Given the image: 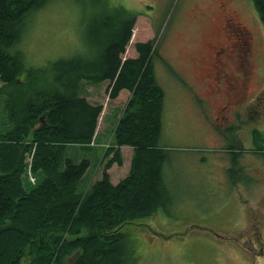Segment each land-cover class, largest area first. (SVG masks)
<instances>
[{
	"label": "rangeland",
	"instance_id": "374dc122",
	"mask_svg": "<svg viewBox=\"0 0 264 264\" xmlns=\"http://www.w3.org/2000/svg\"><path fill=\"white\" fill-rule=\"evenodd\" d=\"M220 2L237 10L252 37L248 59L253 71L244 86L246 94H257L245 118L239 117L242 110L233 117L232 111L226 112L236 102L233 94L214 97L209 90L214 78L209 52L217 41L210 49L209 43L215 32L232 43ZM91 3H96L93 8ZM141 3L152 6L158 18L150 23L145 16L136 17L122 59L136 57V43L154 40L153 68L164 92L159 147L168 151L163 181L169 198L150 216L117 229L122 235L121 264H264V158L254 152L261 143L258 135H264V27L250 0H49L25 17L22 39L9 52H20L27 67L88 52L112 22L111 14L139 10ZM22 87L0 82L2 133L13 127L9 110L14 112L21 102ZM108 87V82H83L79 89L89 103L102 107L92 143L67 146L66 155L74 162H89L76 183L81 194L98 182L112 157V134L130 96L122 90L111 100ZM196 95L208 99L204 119ZM222 114L232 122L214 120ZM222 122L224 128L216 132L213 126ZM123 157L127 160L126 152ZM131 161L108 168L112 185L128 175ZM30 169L28 165L22 177L26 192L45 179Z\"/></svg>",
	"mask_w": 264,
	"mask_h": 264
},
{
	"label": "trees",
	"instance_id": "16d2710c",
	"mask_svg": "<svg viewBox=\"0 0 264 264\" xmlns=\"http://www.w3.org/2000/svg\"><path fill=\"white\" fill-rule=\"evenodd\" d=\"M48 1L0 0V82L23 86L21 102L9 110L12 129L0 131V264H121L117 229L150 216L169 198L163 181L168 151L159 147L164 92L153 68L154 40L136 43V57L122 59L135 14H111L90 51L27 67L20 52L9 51L22 39L25 17ZM250 1L264 27V0ZM83 82H108L111 100L122 90L130 93L112 134V157L85 194L76 183L89 162H74L66 151L92 143L102 107L79 94ZM258 137L254 152L264 158V135ZM120 146L133 149L131 168L112 185L107 170L122 165ZM28 165L45 179L26 192L22 177Z\"/></svg>",
	"mask_w": 264,
	"mask_h": 264
},
{
	"label": "flooded vegetation",
	"instance_id": "af4514ba",
	"mask_svg": "<svg viewBox=\"0 0 264 264\" xmlns=\"http://www.w3.org/2000/svg\"><path fill=\"white\" fill-rule=\"evenodd\" d=\"M219 8L222 10V20L223 24H225V31L228 32V36L232 38V43L228 40L227 42H224L222 34L216 32L215 35L213 34L214 38L209 43V49L213 47L214 40H216L217 43L209 52L211 53L212 51L210 62L212 63L214 70V78L212 84L209 86V90L212 94L211 96L214 97L223 96L222 94L228 92L233 94L236 106L235 103H229L234 107H226L228 108L226 112L232 111L231 116L233 117L237 116L234 113L237 109L239 111L242 110L239 112V117L243 116L245 118L249 116L248 110L250 109V106H252L251 100L257 94H246L244 86V81L252 75L253 71L252 61H249L248 59L250 51L252 50V37L248 33L244 24L242 25L241 21L238 19V12L236 9L225 7L224 2L219 3L218 9ZM144 9H146V11ZM132 13L135 14V19L138 16H145L150 19V23H154L158 18L154 8L145 5L144 3H141L139 10H133ZM200 15L204 16L205 13L200 12ZM240 93L244 95L239 97L238 95H240ZM195 97L202 104V107H199V114L201 115V118L203 117L204 119L203 111L208 110V99L205 97H199L198 95ZM221 109H224V105ZM221 117L224 121L232 122L225 114H222L220 117L216 116L214 120H218ZM213 128H215L216 132H220L221 128H224V122L214 125Z\"/></svg>",
	"mask_w": 264,
	"mask_h": 264
},
{
	"label": "crops",
	"instance_id": "0c3cea01",
	"mask_svg": "<svg viewBox=\"0 0 264 264\" xmlns=\"http://www.w3.org/2000/svg\"><path fill=\"white\" fill-rule=\"evenodd\" d=\"M119 96H121V94ZM128 98H129V95H128ZM120 152L122 154V163H124V165L127 166L128 162L131 160V157H132V149L130 147L123 146V147H120ZM124 152H126V154H127V157H126L127 160L123 157ZM128 154H130V155H128ZM117 167H118V169L121 168V166H117Z\"/></svg>",
	"mask_w": 264,
	"mask_h": 264
},
{
	"label": "water",
	"instance_id": "95a60500",
	"mask_svg": "<svg viewBox=\"0 0 264 264\" xmlns=\"http://www.w3.org/2000/svg\"><path fill=\"white\" fill-rule=\"evenodd\" d=\"M41 121H43V118H41ZM39 124L36 125V127L38 126Z\"/></svg>",
	"mask_w": 264,
	"mask_h": 264
}]
</instances>
